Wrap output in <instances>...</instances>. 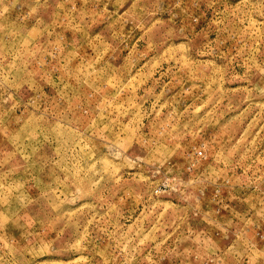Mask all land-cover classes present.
<instances>
[{"label": "rangeland", "instance_id": "1", "mask_svg": "<svg viewBox=\"0 0 264 264\" xmlns=\"http://www.w3.org/2000/svg\"><path fill=\"white\" fill-rule=\"evenodd\" d=\"M0 264H264V0H0Z\"/></svg>", "mask_w": 264, "mask_h": 264}]
</instances>
